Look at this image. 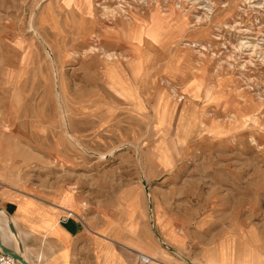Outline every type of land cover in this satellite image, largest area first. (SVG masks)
<instances>
[{
	"label": "rangeland",
	"instance_id": "1",
	"mask_svg": "<svg viewBox=\"0 0 264 264\" xmlns=\"http://www.w3.org/2000/svg\"><path fill=\"white\" fill-rule=\"evenodd\" d=\"M0 184L120 264H264V0H0Z\"/></svg>",
	"mask_w": 264,
	"mask_h": 264
},
{
	"label": "crops",
	"instance_id": "2",
	"mask_svg": "<svg viewBox=\"0 0 264 264\" xmlns=\"http://www.w3.org/2000/svg\"><path fill=\"white\" fill-rule=\"evenodd\" d=\"M1 200L0 207L19 234L30 264H104L106 256L109 257L108 264H120L119 251L116 250V253L111 245L104 243V237L100 238L95 234L104 235L103 229L97 228L93 232L97 237L94 239L85 233L88 223L80 215H73L67 222H63L62 219L70 210L63 205L29 197L10 187L8 190L3 189ZM69 201L64 199L62 204ZM0 221L2 241L14 250L15 245L6 222L2 218ZM117 244L112 241L113 246ZM148 245L151 244L148 242ZM126 248L135 254L142 253L141 249L131 246ZM156 256V264H162L157 254ZM215 257V253H210L207 263L222 264V260L219 263Z\"/></svg>",
	"mask_w": 264,
	"mask_h": 264
},
{
	"label": "water",
	"instance_id": "3",
	"mask_svg": "<svg viewBox=\"0 0 264 264\" xmlns=\"http://www.w3.org/2000/svg\"><path fill=\"white\" fill-rule=\"evenodd\" d=\"M4 213L3 209L0 207V215ZM8 228L10 233L15 236L18 242V251H14L13 249L7 247L2 242V235H1V221H0V249L7 254L8 256L12 257L14 260L18 261L20 264H30L27 257H25V252L23 251V245L20 240L19 234H17L15 227L13 224L8 220Z\"/></svg>",
	"mask_w": 264,
	"mask_h": 264
},
{
	"label": "built area",
	"instance_id": "4",
	"mask_svg": "<svg viewBox=\"0 0 264 264\" xmlns=\"http://www.w3.org/2000/svg\"><path fill=\"white\" fill-rule=\"evenodd\" d=\"M2 185L0 184V205L2 203L1 200V192H2ZM74 217L71 212H67L66 217L62 219L63 222H67L70 218ZM152 259L149 258L148 256H145L143 254L138 255V259L136 261V264H151ZM0 264H20L18 261L14 260L12 257L8 256L5 254L1 249H0Z\"/></svg>",
	"mask_w": 264,
	"mask_h": 264
},
{
	"label": "bare ground",
	"instance_id": "5",
	"mask_svg": "<svg viewBox=\"0 0 264 264\" xmlns=\"http://www.w3.org/2000/svg\"><path fill=\"white\" fill-rule=\"evenodd\" d=\"M132 27V26H131ZM134 54H135V52H134ZM122 63H124V62H122ZM121 64V63H120ZM125 64V63H124ZM120 71H121V69H120ZM118 73V72H117ZM121 73V72H120ZM123 74V73H122ZM121 74V75H122ZM125 75V74H124ZM123 76V75H122ZM125 78V77H124ZM125 80H127V79H125ZM119 85V84H118ZM129 85V84H128ZM131 85V84H130ZM129 85V86H130ZM117 86V85H116ZM123 86V85H122ZM128 89V88H127ZM147 196L148 197H151L148 193H147ZM68 197V196H67ZM68 212H71L73 215H75L72 211H70V210H68ZM4 219L5 220V222H6V226H7V228H8V220H7V218L5 217V214L4 213H2L1 215H0V219ZM8 230H9V228H8ZM9 232H10V230H9ZM11 234V233H10ZM12 235V234H11ZM12 238H13V243H14V245H15V248H14V251H18V242H17V239L15 238V236L14 235H12ZM3 242V241H2ZM3 244L4 245H6L4 242H3ZM7 246V245H6ZM137 254V253H136ZM138 256V255H137ZM25 257H26V255H25ZM150 258H152V264H155V263H157L158 262V260H157V256H156V254H154L153 256H151Z\"/></svg>",
	"mask_w": 264,
	"mask_h": 264
}]
</instances>
